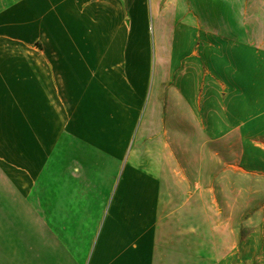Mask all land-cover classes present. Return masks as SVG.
<instances>
[{"label":"crops","instance_id":"0c3cea01","mask_svg":"<svg viewBox=\"0 0 264 264\" xmlns=\"http://www.w3.org/2000/svg\"><path fill=\"white\" fill-rule=\"evenodd\" d=\"M32 39V62L0 51V122L8 102H53L54 127L0 148V264H248L261 249L264 264L253 233L234 252L196 175L203 142L264 174V0H0V43ZM121 82L145 102L133 179L115 178L137 119L120 116Z\"/></svg>","mask_w":264,"mask_h":264},{"label":"rangeland","instance_id":"374dc122","mask_svg":"<svg viewBox=\"0 0 264 264\" xmlns=\"http://www.w3.org/2000/svg\"><path fill=\"white\" fill-rule=\"evenodd\" d=\"M33 34V33H31ZM150 38V27L147 28H136L137 35V52L144 51L147 49L149 52L152 50V43L141 42L144 35ZM149 41V40H148ZM128 44H125L123 50H128ZM43 49V44L39 40L32 39L31 41L19 43L9 41L6 44L0 43V51H20L25 53L29 61L32 62V52ZM142 59L138 58L137 67H141ZM143 62V61H142ZM121 94L120 101L117 102L119 105L120 116L123 119L130 120L137 116L136 122L134 123L131 134L127 140L121 139L124 142L122 145V153L120 160V170L115 172L116 179H133L137 177L135 174L129 171H125L126 159L130 146L133 142L135 129L139 124V121L143 115L145 102H128L125 96V90L123 83L121 82ZM54 105V103L52 102ZM51 102H8L7 113L8 122H0V148L1 146L8 147L11 149L19 145L25 147L30 145L32 139H29L33 131L44 134L49 130L50 126V112L52 109ZM58 107L62 111L63 102H57ZM6 109V108H5ZM106 115L108 109H105ZM63 114V112H60ZM56 122V130H64L63 123L59 122V116ZM4 116V112H3ZM1 118V116H0ZM63 118V117H62ZM7 125V129L5 127ZM109 125H107L108 127ZM127 123L121 121V135L123 136L124 130L126 129ZM109 129V128H107ZM31 132V133H30ZM24 142V143H23ZM203 142V140H202ZM208 145L201 146V153L199 164H196L201 170L196 172L198 177H202L200 180V193L201 194H212L213 189H216V194L221 198L222 202L218 203L217 211V222L220 226L221 222H228L232 225L234 237V252L236 253L239 247V234L242 236L254 234L255 241L258 240L259 244L264 242V174H247L238 169L239 164L235 162V156L233 159L230 156L217 153L216 158H213L212 152L208 153ZM220 151L219 148H217ZM212 151V150H211ZM11 153V151H10ZM31 157V156H30ZM215 163V164H214ZM233 166V167H232ZM209 168H213L211 175L209 174ZM210 175V178H209ZM209 185H211L209 187ZM211 189V190H210ZM196 190V192L198 191ZM231 199V200H230ZM226 200V202H225ZM229 200V201H228ZM231 201V202H230ZM221 212L223 215H221ZM241 232V233H240ZM238 236V238H237ZM239 250V249H238ZM262 249L256 253V256L252 257L248 264H262ZM234 253V258L236 257ZM237 254V253H236ZM258 255V256H257ZM260 255V256H259ZM239 256V253H238ZM235 264H240L236 262Z\"/></svg>","mask_w":264,"mask_h":264},{"label":"bare ground","instance_id":"6f19581e","mask_svg":"<svg viewBox=\"0 0 264 264\" xmlns=\"http://www.w3.org/2000/svg\"><path fill=\"white\" fill-rule=\"evenodd\" d=\"M85 155V154H84ZM88 156V155H87ZM93 156V155H92ZM89 158H91V157H89ZM92 158H94V157H92ZM91 177V176H90Z\"/></svg>","mask_w":264,"mask_h":264}]
</instances>
